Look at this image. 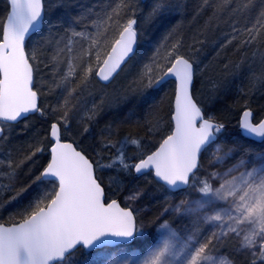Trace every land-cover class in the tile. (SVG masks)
I'll use <instances>...</instances> for the list:
<instances>
[{
    "label": "snow or ice",
    "instance_id": "obj_1",
    "mask_svg": "<svg viewBox=\"0 0 264 264\" xmlns=\"http://www.w3.org/2000/svg\"><path fill=\"white\" fill-rule=\"evenodd\" d=\"M170 7L166 0H156L148 18H156ZM137 10V0H108L99 11L89 8L73 18L75 23L90 19L86 27L95 29L94 33L77 31L69 25L70 35L66 31L65 36L46 41L49 48L55 47L51 68L49 64H44V68L51 73L48 79L52 88L64 95L61 102L45 109L39 103L42 88L37 85L43 71L44 48H29L31 37L42 30L44 0H8L7 15L0 18V121L15 123L30 113L51 118L47 129L49 158L35 176L41 190L17 218L0 223V264H71L79 248L107 252L113 247L116 254L105 264H264V153H256L259 161H252L250 170L244 158L252 154L250 145L256 140L264 142V116L256 119L253 109L245 104L233 147L223 155L213 153L208 168H204V152L227 126L205 112L197 99L196 61L184 53L181 39L162 45L163 54L157 48L133 82L137 85L134 91H160L167 77L174 78V100L166 130L117 116L105 126L103 132L107 135L102 133L101 150L115 151V159L108 165H101L100 153L93 156L82 146L83 141L65 138L64 133L71 131L76 107L71 101L88 89L94 77L109 81L136 54ZM109 22L117 31L111 50L101 61L99 48L107 40ZM76 37L90 41L87 58L76 65L69 58L64 61L63 70L57 57L65 48L72 52L71 41ZM65 38L68 44L61 48ZM258 39H264V8L250 25L241 28L234 22L225 43L236 41L246 48ZM92 48L96 49L98 70L92 64ZM113 102L107 103L111 106ZM96 107L93 105L90 110L89 120L95 119ZM153 116L157 124L162 119L156 113ZM131 124L145 127L146 137L114 139L120 136L123 126ZM3 130L0 127V133ZM88 131L85 127L84 132ZM157 135L160 139L151 143ZM129 145L135 146L131 156L124 151ZM42 151V147H35L24 160H31ZM236 155V163L216 170ZM257 162L262 166L256 167ZM8 167H13L11 161ZM103 167H118L120 172L138 175L151 172L166 188H190L188 196L194 198L181 200L173 209L188 222L178 231L165 218L167 209L154 219L142 218L140 210L132 206L142 193H130L122 201L120 174L114 171L105 185L98 172ZM181 233L184 242L177 248L173 241ZM158 235L164 238L159 240ZM233 240L237 242L233 253L223 255L221 246Z\"/></svg>",
    "mask_w": 264,
    "mask_h": 264
},
{
    "label": "rangeland",
    "instance_id": "obj_2",
    "mask_svg": "<svg viewBox=\"0 0 264 264\" xmlns=\"http://www.w3.org/2000/svg\"><path fill=\"white\" fill-rule=\"evenodd\" d=\"M74 2L76 4V9L78 8L77 6H79L80 4L83 5L81 0H74ZM139 2L141 4V0H137L138 4ZM166 2L172 5V7H170L160 16L153 19L148 18V14L150 13L151 9L156 3V0H152L150 1V6L147 10V13L143 11L146 15V17L145 16L143 17V21L140 23L139 20V18L143 16L141 13L140 16L136 18L138 35L140 38L139 44L141 47L146 48L147 54L144 53L143 50L139 54L137 52L135 56L122 68L119 75L114 79V81L110 85H103L95 77L98 83L101 84L98 87V85H96V82L94 80L95 78H93L92 83L90 84L88 89L81 96H79L77 100L71 101V103L75 104L76 107L72 113L73 122H72L71 131L64 133L66 139L68 140L74 139L78 142L83 141L82 146L90 150L88 144H92V142L95 139V133L100 129V126L105 121L107 122L109 120L110 116H113V114L118 113L122 108L125 107V105H127V103H130V101L135 99V103L139 105L141 104L142 99L147 97V95L149 94L148 91L140 92L133 90L137 87V85L133 82L136 81L138 74L143 69V66L145 64L150 63L151 58L154 56L155 50L157 48H160V52L161 54H163L164 48L162 47V45L165 44L170 45V43L174 42L178 38L177 31L176 32L167 31V33H164V31L160 29L155 33L156 37H160L159 41H156L155 44H152V41L149 43L148 41H150V39H153L149 33L150 31L149 27H152L154 29L153 20H156L164 15H168V18H170V16L179 15L181 16V18H183V20L186 17L185 13H183V10L185 9V3H183V0H166ZM71 4H72L71 0H45V10L47 11V14L49 13L50 20L51 21L53 20L54 22L57 17L55 16V18L52 17L51 19V13L53 12V14H55L56 10L58 11L60 7H64V6L70 7ZM79 9L80 10H78L77 12L78 14L75 17H80L82 15L81 6L79 7ZM198 16L199 17L202 16L203 17L202 19L204 20V10L203 12L199 13L197 17ZM63 20L64 18H62L61 21ZM66 20H68V18ZM233 21L231 20V22H229V24L227 25L231 26L234 23ZM70 23H71L70 25L73 28H75V30L77 31H85V32H93V33L95 32V29H90L86 27V25H88L87 23L90 24V19L85 20L84 25L82 23H75L73 18L70 20ZM44 24H46V22H44ZM64 26L65 28H63L58 33L57 36L50 35V33L48 34V32L47 33L45 32L44 35L40 37H36L29 44L30 49L33 47H40L41 45L44 48L43 54L41 56V59L43 60V63L41 64V69H43V71L40 73V75L37 78V85L38 87L42 88V91L40 93V105L45 109H48L50 106H54L57 103L61 102L64 95L62 91L54 90L52 88L51 81L48 79L51 73L48 68H44V64H49V67L51 68L52 66L51 57L54 54V47H55L53 46L52 48H49V45L46 43V41L51 40L55 37L65 36L66 31H68V34L70 35L69 24ZM213 29H215L213 30L215 32L213 36L211 35V37L210 36L208 37V35L204 33V31H200L197 33L196 38L193 35L190 36L191 38L188 36L187 37V39L189 38L188 43L187 42L184 43L183 41L185 40L182 38L181 40L182 43L185 44L183 47V51L187 55L192 56L196 61V65H195L196 78H197L196 97L200 101V104L205 110V112L212 115L213 114L218 115L220 114L221 111L224 110L223 103L226 102L225 99L228 96L232 95V93H236L242 96H244V94L245 96L247 94H250L251 97H257V98H261L264 96V52L263 54L260 55L255 54V56L251 58L252 61H249V58L244 60L243 61L244 63L236 62L233 64V61L231 59L227 60L224 59L223 57L215 61L216 59L215 55L218 52L217 48H220L219 43H225L226 39L231 34L228 33V30L226 29L223 30L221 24L220 25L217 24L216 26H214ZM100 31L102 32L105 31V28H101ZM116 31L117 30L115 26L112 25L111 22H109V24L106 26L107 40L102 41L101 46L99 48L101 61L104 58H106L107 53L111 50V45L114 43V34L116 33ZM206 40L207 41L210 40L214 42L212 45L210 44L211 42L205 43L207 44L206 46H209V48L208 47L206 48L209 51L212 50L213 51L212 53L208 52V50L204 52V41ZM67 44H68V39L65 38L63 42L60 44V47L65 48V45ZM146 45L148 46L146 47ZM227 46H230V43H228ZM250 46L247 47L249 48ZM71 47H72L71 53H68L67 48H65L64 53H62L59 57H57L58 61H60L59 67L63 70H66V65L64 64L65 60L70 58L72 59L73 64L76 65L81 62L82 58H87V52L90 47V41L86 37H76L71 41ZM232 50H233L232 55H234L235 49ZM92 51H93V56L91 57L92 64L93 67L96 70H98V64L95 59L96 49L92 48ZM229 61H231V64L233 65V70H234L233 75H232V69L230 68L229 70L227 67ZM157 62L160 61L157 60ZM243 64H245L247 68L245 73L243 69L241 70V66ZM222 71L223 72L226 71L227 74L226 76L229 79L226 80L225 75L220 76V72ZM250 96H248V99L249 98L252 99ZM116 97H119V100H116ZM101 99L105 100L106 103L101 104ZM109 101H115V102L111 103V106H109V103H107ZM245 104L249 105L252 109L255 108L253 102L249 100ZM93 105H97L96 107L97 114L95 116V119L89 120L88 115L90 114V110H92ZM261 116H264V109L259 111L258 114H255L256 119H259ZM85 127L89 129L87 133L84 132ZM4 129L9 134H11L12 131L10 128H8V126H4ZM157 138L159 137H156V140ZM156 140L153 139L151 143H155ZM49 143L50 142L48 136H46V139L44 141L39 142V144L37 143L36 147H42L44 149V151L37 153L38 155H40V157L43 155L42 153L48 149ZM34 144L30 142L29 145L25 143L26 146L20 145L17 147V152L18 153L21 152V155L31 154V151L34 150L35 148ZM95 150L96 151L91 149V151L94 154L92 155L95 156L97 152L101 154L100 157L98 158L100 160L101 165H108L109 163L112 162L111 156L113 157V153L115 152L114 150H103V151L101 149L100 150L95 149ZM250 150L252 154L250 156L244 157L245 160L248 161L247 167L249 170L253 166L252 161H259V157L256 156V153H264V142L255 143V145L253 144L250 145ZM227 151L228 149L221 148L219 149L218 152L216 150L213 153L223 155V153ZM106 153L107 155H105ZM213 153L211 152L209 154L210 159H212ZM13 157L14 156H12L10 152L8 153V155H5L4 150L0 149V199H2L4 202V204L2 205V208L4 209H7L12 204L18 202L20 198V195L16 196V194L12 193V184L10 183L12 176L15 177L17 173L16 170L17 167H15V160L18 158L17 157L13 158ZM24 158L22 159L23 163L21 162L19 163L20 166L24 165L25 163ZM210 159H208L203 163L204 168H208V161ZM238 159H239V155H236L232 159H229L225 164L218 165L216 170H223L224 168L230 166L231 164L236 163ZM10 161L12 162L13 165L12 168L8 167ZM255 166L261 167L262 163L257 162ZM114 171L118 172L120 176H123L122 172H120L118 167L116 170L108 167H103L102 169L98 170L99 175L103 179L105 185L109 184ZM124 182L122 185H120V190H119L120 194L123 193V195H125L122 201H124V198L130 193L137 191L142 193L141 197L137 201L132 202V206L140 210V216L142 218L154 219L162 212H164L165 209H167L168 214L167 216H165V218L172 221L173 226L178 231L183 229L184 225L188 222V219L181 216L180 214H177L173 209L176 205H178L181 202V200L194 198V196L193 197L188 196V193L192 191L190 188L180 193L171 192L165 186L156 182L152 173H148L140 177L135 176L134 181L131 182L130 184L129 183L126 184ZM112 187L113 190H116V185H113ZM37 190L40 191L41 189H37ZM177 220H179L178 223H176ZM163 238H164L163 235H158L159 240H162ZM184 238H185L184 235L181 233L178 234L177 237L174 239L173 242L176 244L177 248H179L181 244L184 242ZM236 245L237 242L235 240L230 241L225 245H222L221 246L222 254L225 256H230L233 253V250L236 247ZM113 254H116V249L114 247L109 248L107 252H105L104 250L86 252L84 249L79 248L73 254V259L71 261V264H105V260L110 259Z\"/></svg>",
    "mask_w": 264,
    "mask_h": 264
},
{
    "label": "trees",
    "instance_id": "obj_3",
    "mask_svg": "<svg viewBox=\"0 0 264 264\" xmlns=\"http://www.w3.org/2000/svg\"><path fill=\"white\" fill-rule=\"evenodd\" d=\"M71 1L72 4L70 5V7H65V6L60 7L58 11L56 10L55 14H53V12L51 13V19L52 17L53 18H55V16L57 17L56 20L54 19L55 20L54 22L53 20L52 21L50 20L49 13L47 14V11L45 10V20L47 21H45L46 24L44 25L46 26H44L43 30L40 33L36 34L29 40V44L36 37H40L44 35L45 32L46 33L48 32V34L50 33V35L57 36L58 33L63 28H65L64 25L71 24L70 20L72 18H75V16H77L78 14L77 12L78 10H80L79 9L80 6L82 10L81 12L83 14L89 8H92L93 11H99L101 6L108 2V0H81L83 5L80 4L79 6H77L78 8L76 9V4L74 0ZM150 1L152 0H141V4L140 2L139 4L137 3L138 10L135 13L136 14L135 18H138L141 13L143 16L139 18L140 23L143 21V17L144 16L146 17L145 13H147V10L150 6ZM183 3H185V9L183 10V13H185L186 15L185 19L183 20V18H181V16L179 15L170 16V18H168V15H164L156 20H153L154 29L152 27H149L150 30L149 33L153 39H150V41H148L149 43L152 41V44H155L156 41H159L160 37H156L155 33L160 29L164 31V33H167V31L169 32L177 31L178 38L184 39L185 40L183 41L184 43L189 42L188 41L189 38L187 39L188 36L190 37L191 35H193L196 38L197 33L200 31H204V33H206L208 37L209 36L211 37V35L213 36L215 32L213 31L215 30L213 28L217 24L218 25L221 24L222 29L228 30V33L231 34L232 25L231 26L227 25L229 24V22H231V20L232 21L234 20L233 22H238L239 26L243 28L246 24L250 25L252 22H254L260 10L264 8V0H183ZM234 9H239V11H234ZM203 10H204V20L202 19L203 18L202 16L197 17V15L203 12ZM7 11H8L7 0H0V18L6 17ZM62 18H64L63 21H61ZM67 18L68 20H66ZM205 19L207 20V22ZM82 24L84 25V23ZM139 42H140V38L138 35V49H137L138 54L142 52V50L144 53L147 54L146 48L141 47ZM208 42H211L210 43L211 45L214 43L213 41L210 40L204 41V52L208 50L206 47L209 48V46H206L207 44H205ZM184 43L183 45H185ZM219 44H220L219 45L220 48H217L218 52L215 55L216 56L215 61L223 57L224 59L227 60L231 59L233 61V64L236 62L244 63L243 62L244 60L249 58V61H252L251 58L255 56V54L260 55L263 54L264 52V39H258L257 42H255L249 48L240 47L236 41L230 43V46H227L228 43H219ZM147 46L148 45H146V47ZM232 49H235L234 55H232L233 54ZM208 52L212 53L213 51L208 50ZM227 67L229 70L230 68L232 69V75H233L234 70L231 61L228 62ZM242 69L244 70L245 73L247 69L245 64L241 66V70ZM224 75L226 80L229 79L226 76L227 75L226 71L220 72V76H224ZM94 80L96 82V85H98L99 87V85L101 84L98 83L96 78ZM174 91H175V84L174 82L170 81L165 85H163V89L160 91L149 90L148 91L149 94L147 95V97L142 99V102L140 101L141 104L137 105L135 103V99L130 101V103H127V105H125L124 108H122L118 113L113 114V116H110L109 120L107 122L105 121L100 126V129L95 133L94 141L92 142V144H88L89 145L88 147L90 149L89 152L93 154L91 149L94 151H96L95 149L97 150L101 149L100 145L103 140V135H107V133H104L103 130L105 129V126L110 122H112L114 119H116L117 116H119L121 119L131 117L133 121H138L140 125L151 123L153 125H156L157 128L159 129L166 130L169 120V113L174 100ZM246 96L245 94L244 96H242L236 93H232V95L228 96L225 99L226 102L223 103L224 110L221 111L220 114L218 115L213 114L219 120L224 122L227 127H226V131L221 134L220 138L214 144L210 145L208 149L204 152L202 163L210 159L209 154L211 152L213 153L214 151H216L217 148L229 149L230 147H233L232 142L237 140V135H236V133L238 132L237 123L240 117V112L242 111L244 104L248 100L253 102V104L255 105V108L253 109L255 111V114H258L259 111L264 109V96L261 98L251 97L250 94H247ZM248 96H250L252 99L250 98L248 99ZM145 99H147V103H145ZM153 113H156L158 117L162 118L159 120L158 124L156 118L153 116ZM49 120L50 117L46 119L45 117H42L39 114H35L33 116L24 119L23 121H21L16 125H4V126H8V128H10L12 132L11 134H9L4 129V134L0 139V149L4 150L5 155H8V153L10 152L12 156L18 158L15 160V167L16 165H20L19 163L22 161L24 157L30 155V154L21 155V152L19 153L17 152V147L20 145L26 146L25 143L29 145L30 142L32 144L35 143L34 145L36 147L37 143L39 144V142L44 141L46 139V136H48L46 134L49 126ZM129 135L132 137H146V129L145 127H138L135 124L125 125L121 128L120 136L115 137L114 139H122ZM156 137H159L157 138V140L160 139L159 135L155 136L153 139L156 140ZM11 139L14 141V144ZM240 143L242 144L244 143V141H241ZM253 145H255V143ZM134 150H135V146H131V145H129L124 149L125 154L127 156H131ZM107 153L105 155H107ZM42 154L43 155L41 157L40 155L36 154L39 157L34 156L31 160H25L23 166L17 167L16 176L15 177L12 176L10 183L12 184V193L16 194V196L20 195V198L18 202L12 204L7 209L2 208L4 202L2 199H0V223L17 218L18 215L23 210H25L39 194L40 191H38L37 189H41V187L38 186L37 182L35 181V176L37 175L38 170L41 169L47 163V160L49 158L48 149ZM111 158L112 160L115 159V152L113 153V157L111 156ZM116 169L117 168H115L114 170ZM122 175L123 176L120 177L122 180L125 181L123 182L126 184L127 183L130 184L131 182L134 181L135 173L130 172L123 174L122 172ZM124 196L125 195H123V193L122 194L119 193V199L123 200Z\"/></svg>",
    "mask_w": 264,
    "mask_h": 264
},
{
    "label": "water",
    "instance_id": "obj_4",
    "mask_svg": "<svg viewBox=\"0 0 264 264\" xmlns=\"http://www.w3.org/2000/svg\"><path fill=\"white\" fill-rule=\"evenodd\" d=\"M45 1V0H44ZM7 4H8V0H7ZM44 21H45V16H44ZM43 28H44V22H43V24H42V30H43ZM42 30H38V32H37V34L38 33H40ZM36 34H34L33 36H35ZM32 36V37H33ZM31 37V38H32ZM137 49H138V37H137ZM134 57V56H133ZM132 57V58H133ZM130 60V59H129ZM129 60L127 61V63L129 62ZM126 63V64H127ZM125 64V65H126ZM125 65H123L122 66V68L125 66ZM122 68L120 69V70H118V72L117 73H115L114 75H113V77L112 78H110V80L109 81H102V80H100L99 78H97V80L100 82V83H102V84H104V85H109V84H111L112 82H113V80L117 77V75L121 72V70H122ZM170 81H173L174 82V78L173 77H171V76H169V77H167L166 79H165V81L163 82V85H165L166 83H168V82H170ZM175 84V83H174ZM157 87H159V86H157ZM39 103H40V97H39ZM35 114H37V113H30V114H28V116L26 117V118H28V117H30V116H33V115H35ZM25 118V119H26ZM24 119H21V120H19V121H17V122H15V123H8V122H6V121H0V127H2L3 128V125H15V124H18V123H20L21 121H23ZM4 129V128H3ZM3 134H4V130H3V132L2 133H0V139L2 138V136H3ZM249 139H252V140H256V138L255 137H250ZM256 143H263L262 141H259V140H256ZM148 173H151V172H146V173H144V174H140V175H138V174H135V176L136 177H140V176H143V175H145V174H148ZM154 177V176H153ZM155 179V178H154ZM155 181H156V179H155ZM157 182V181H156ZM160 184V183H159ZM162 185V184H161ZM164 186V185H163ZM169 191H171V192H179V191H183V190H177V189H169V188H167ZM98 250H100V249H98ZM96 251V250H95ZM93 252V251H92Z\"/></svg>",
    "mask_w": 264,
    "mask_h": 264
}]
</instances>
